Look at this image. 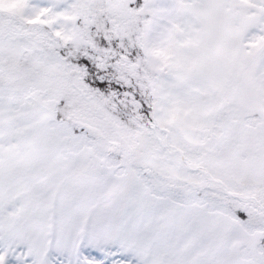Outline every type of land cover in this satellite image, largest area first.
<instances>
[{"label": "snow or ice", "instance_id": "obj_1", "mask_svg": "<svg viewBox=\"0 0 264 264\" xmlns=\"http://www.w3.org/2000/svg\"><path fill=\"white\" fill-rule=\"evenodd\" d=\"M0 264H264V0H0Z\"/></svg>", "mask_w": 264, "mask_h": 264}]
</instances>
